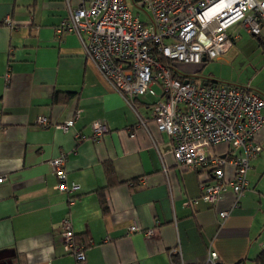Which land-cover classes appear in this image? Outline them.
<instances>
[{
    "label": "crops",
    "instance_id": "1",
    "mask_svg": "<svg viewBox=\"0 0 264 264\" xmlns=\"http://www.w3.org/2000/svg\"><path fill=\"white\" fill-rule=\"evenodd\" d=\"M67 2L89 4L0 0V264H77L61 237L67 216L86 246L85 264H174V255L179 264H205L209 250L220 264H256L264 249V128L255 137L263 150L250 162L239 201L231 192L216 205L203 201L202 175L180 170L171 138L157 129L154 98L139 99L138 116L87 59L76 35L57 38ZM237 32L234 46L216 61L232 68L249 56L250 79L240 71L227 82L200 78L264 95V43ZM78 110L74 127L63 132L59 126ZM97 121L108 128L100 143L92 139ZM61 156L68 182L81 187L72 206L56 190L51 161ZM233 176L228 166L226 180ZM135 224L141 231L126 236Z\"/></svg>",
    "mask_w": 264,
    "mask_h": 264
},
{
    "label": "built area",
    "instance_id": "2",
    "mask_svg": "<svg viewBox=\"0 0 264 264\" xmlns=\"http://www.w3.org/2000/svg\"><path fill=\"white\" fill-rule=\"evenodd\" d=\"M87 1L88 6L77 8L66 3L68 14L56 28L57 38L76 35L87 59L138 116L139 99H157L152 104L157 129L171 138L180 170L202 175L203 201L216 205L231 192L238 202L248 188L250 162L263 150L255 137L264 128V95L250 87L204 82L181 73L176 64L206 65L222 58L239 38L238 29L264 41V0H133L148 22L126 0ZM80 114L76 111L59 128L68 132ZM38 123L49 124L46 118ZM107 132L102 122L93 123L94 142ZM219 146H226V153H218ZM51 166L56 190L67 194L72 206L81 187L68 182L63 156ZM228 166L234 176L226 180ZM219 216L226 219L228 212ZM140 231L135 224L126 236ZM61 232L66 252L85 264L86 246L76 240L70 216ZM205 264H220L218 253L209 250Z\"/></svg>",
    "mask_w": 264,
    "mask_h": 264
},
{
    "label": "rangeland",
    "instance_id": "3",
    "mask_svg": "<svg viewBox=\"0 0 264 264\" xmlns=\"http://www.w3.org/2000/svg\"><path fill=\"white\" fill-rule=\"evenodd\" d=\"M126 1L129 5L130 10L134 14H137V15L139 14L142 18L144 17L143 13L142 12L140 13V11L137 10L133 6L132 0H126ZM246 36L252 38L250 35L243 33V37H246ZM253 56H255V52ZM248 64H249V56L240 57L239 60L235 62L234 66H232V68H228L227 65L223 66L221 62L216 61V60L213 62H210L205 67V69L202 71H199V70H201L205 66L204 64L203 65H186V64L177 63L176 65L179 71L185 75H190V76H195V77L196 76L197 77L210 76L211 78L219 80L221 82H227L228 79H231L233 76L238 75L239 71L241 72V75H243V78H246V77L248 78L252 74H254L255 71L253 70V67H249ZM249 79L250 78H248V80Z\"/></svg>",
    "mask_w": 264,
    "mask_h": 264
},
{
    "label": "trees",
    "instance_id": "4",
    "mask_svg": "<svg viewBox=\"0 0 264 264\" xmlns=\"http://www.w3.org/2000/svg\"><path fill=\"white\" fill-rule=\"evenodd\" d=\"M263 41V40H262ZM263 43H264V41H263ZM197 79H200V78H197ZM208 82L207 81V79H205L204 80V82ZM213 83V82H212ZM213 84H215V83H213ZM58 97H59V95L58 94H56L55 95V99H58ZM157 101V99L156 98H154V102H156ZM106 172H107V174H108V187L109 186H111L113 183H112V179L110 178V176H111V174H110V169H109V167L108 166H106ZM106 204L104 203V202H102V208H103V211H106ZM179 261H180V259H179V257L178 256H176V255H174L173 256V262H174V264H179ZM255 263L256 264H264V249L262 250V252L260 253V255H259V257L257 258V260L255 261Z\"/></svg>",
    "mask_w": 264,
    "mask_h": 264
}]
</instances>
